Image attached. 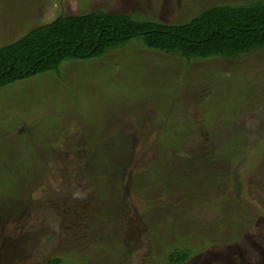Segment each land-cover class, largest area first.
Here are the masks:
<instances>
[{"label":"rangeland","instance_id":"374dc122","mask_svg":"<svg viewBox=\"0 0 264 264\" xmlns=\"http://www.w3.org/2000/svg\"><path fill=\"white\" fill-rule=\"evenodd\" d=\"M253 1L0 0V46L62 14ZM138 42L0 88V264H264V49Z\"/></svg>","mask_w":264,"mask_h":264},{"label":"trees","instance_id":"16d2710c","mask_svg":"<svg viewBox=\"0 0 264 264\" xmlns=\"http://www.w3.org/2000/svg\"><path fill=\"white\" fill-rule=\"evenodd\" d=\"M132 39L144 48L188 59L252 53L264 49V0L216 4L179 23L121 11L62 14L0 46V88L47 72H59L67 59L103 57L129 46ZM192 254V249H175L169 262L185 264ZM47 264H63V260L53 257Z\"/></svg>","mask_w":264,"mask_h":264}]
</instances>
